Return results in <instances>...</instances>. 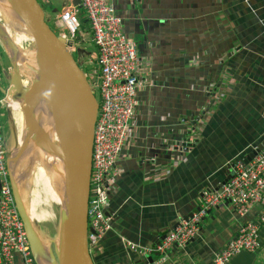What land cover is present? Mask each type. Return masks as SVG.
<instances>
[{
	"label": "crops",
	"instance_id": "obj_1",
	"mask_svg": "<svg viewBox=\"0 0 264 264\" xmlns=\"http://www.w3.org/2000/svg\"><path fill=\"white\" fill-rule=\"evenodd\" d=\"M41 4L54 27L73 0ZM114 4L124 31L137 41L141 87L110 184L112 227L91 253L95 264H140L128 243L161 242L200 210L205 190L216 189L264 141V0ZM80 32L81 40L88 38L90 25ZM79 43L78 62L92 68L96 53ZM238 224L229 202H221L202 217L194 239L168 249L166 264H209ZM260 239L258 251L241 252L232 263L264 264V226ZM17 261L24 264L20 255Z\"/></svg>",
	"mask_w": 264,
	"mask_h": 264
},
{
	"label": "built area",
	"instance_id": "obj_2",
	"mask_svg": "<svg viewBox=\"0 0 264 264\" xmlns=\"http://www.w3.org/2000/svg\"><path fill=\"white\" fill-rule=\"evenodd\" d=\"M81 10L90 25L91 39L97 46L95 65L91 62L94 65L90 67L91 70L84 71L95 95L97 90L100 93L88 208L89 226L95 230L94 233H88L92 251L112 227V216L106 214L110 204V184L119 171L117 162L130 136L131 121L137 107L136 95L141 87V62L137 41L124 31L114 0H80L79 5L70 4L57 14L56 31L72 54L80 27L78 18ZM3 101V96H0V264H17L18 255L24 264H36L12 192L2 120ZM185 146L184 142L177 149L182 150ZM236 166L232 176L219 189L204 191L200 210L191 219L170 230L161 242L154 245L128 243L129 248L140 255V264H145L148 256H153V261L147 264H166L168 249L174 244L186 246L198 235L202 217L225 200L237 214L239 224L236 235L214 253L209 264H233L234 256L244 251L256 252L261 248L260 231L264 226V148L247 166L243 161H238Z\"/></svg>",
	"mask_w": 264,
	"mask_h": 264
},
{
	"label": "water",
	"instance_id": "obj_3",
	"mask_svg": "<svg viewBox=\"0 0 264 264\" xmlns=\"http://www.w3.org/2000/svg\"><path fill=\"white\" fill-rule=\"evenodd\" d=\"M79 3L80 0H73V4L79 5ZM13 5L24 16L25 23L29 26L33 38L32 50H35L39 68V77L35 78L33 82V84L36 82V87L27 90L28 86L22 83L16 64L10 59L14 76L8 79L12 86L9 91H13L14 88L18 90L22 98L21 106L26 122L25 143L22 144L20 150L23 149L21 152L23 153L25 147L35 145L36 141L39 144L42 142L44 148L64 159L68 174L69 190L67 194H69V198L64 199L60 209L55 252L50 244L43 240L35 222L27 212L19 186L11 173L8 150V169L17 210L25 224L36 264H39L36 252L39 250L40 241L49 244L54 264H95L88 241V233H94L95 230L89 226L88 208L94 129L99 111V101L77 58L66 47L63 37L58 35L49 23L40 0H13ZM81 34L80 32L82 37ZM91 38L92 35H89L86 40L89 41ZM85 39L82 41H86ZM83 50L91 54V51L86 48ZM38 86L39 89H37ZM37 91L39 94L44 93L47 96L59 134V141L56 143L52 142L48 134L43 131L32 110L31 103L34 99L31 101V96ZM197 122L198 120L194 121L193 126ZM263 148L264 141L245 156L244 165L247 166ZM233 167L235 168L234 164ZM231 176L232 174L229 178ZM229 178L219 184L216 189L225 184ZM111 213L112 209L107 208L106 214L111 215ZM189 216L192 215L186 216V219ZM148 261L152 262L153 256H148ZM148 261L146 260L145 264Z\"/></svg>",
	"mask_w": 264,
	"mask_h": 264
},
{
	"label": "bare ground",
	"instance_id": "obj_4",
	"mask_svg": "<svg viewBox=\"0 0 264 264\" xmlns=\"http://www.w3.org/2000/svg\"><path fill=\"white\" fill-rule=\"evenodd\" d=\"M0 37L5 43V50L9 58L17 66V72L18 75L21 76L22 83L28 86L27 90H32L36 87V82L33 84L35 78L34 73H37V76L39 77V68L35 58V50L33 51L28 48L25 45V42H32L33 38L29 26L25 23L24 16H22L14 7L13 0H0ZM37 89H39V86ZM37 92L33 94L35 95ZM32 100L33 97L31 98V101ZM6 102L11 110L10 120L12 121V126L18 130V126L22 121L23 110L21 106L22 98L17 89L14 88L13 91L8 92ZM31 106L37 116L41 128L48 134L49 139L52 142H58L59 134L55 127L50 106L45 113L38 112V108H41L42 105L39 106L31 103ZM13 135L7 140L11 173L19 186V191L22 194L29 216L33 221L45 220V217L43 216L44 213H41V210L39 211L38 207L34 206V203L31 204L29 202V194L32 192L36 201L41 200L37 190V187L41 184L42 190L46 195L44 201L52 200L60 206L63 205L64 199L69 198V194H67L69 190L68 174L65 168V161L60 156L44 148L42 142L39 144L37 141L35 145L32 144L33 146L31 147H25V152H17L16 149L20 148L22 144L25 143V134L23 137H20L21 141L19 140L18 143L15 142V136L13 137ZM16 140H18V136H16ZM27 163L33 164V171L30 176H27L22 171ZM34 177L39 179V182L36 185H32ZM50 194H53L54 196L52 199L47 198ZM36 255L39 264H54L48 243L40 241V247L36 252Z\"/></svg>",
	"mask_w": 264,
	"mask_h": 264
},
{
	"label": "rangeland",
	"instance_id": "obj_5",
	"mask_svg": "<svg viewBox=\"0 0 264 264\" xmlns=\"http://www.w3.org/2000/svg\"><path fill=\"white\" fill-rule=\"evenodd\" d=\"M40 1L42 2V0H40ZM46 8L48 10L47 6H46ZM60 8L61 7H59V9ZM80 9H82L81 6H80ZM78 19L80 21V27L76 33L75 43L78 44L80 42L79 44H83V46H85L87 49L92 51L93 54L97 53V46L93 41H91V40L90 41H82L81 40L82 38L80 36V31L86 30L89 27V24L86 25L85 22L82 21L83 18L81 15ZM53 28L56 30L55 26ZM25 45L30 49L33 48L32 42H30V41H26ZM4 49H5V43L2 40V38L0 37V85L4 90V92L0 91V96H3V98H4V101H3L4 105L2 106V116H3V120L5 121V124H4L5 130L4 131L6 133V140H9V137L11 138L12 135L15 133L13 135V137L15 136V142L18 143V141L20 140V137H23V135L25 134V127H26L25 123L26 122H25V118H24V113H22V121L20 122V124L18 126V130H17L16 128H14L12 126V121L10 120V111L11 110L9 109L6 101L8 98V92H9L10 88L12 87L11 83L8 79L12 78L14 75H13V68H12V65L10 62V58H9L8 54L6 53V50H4ZM73 55L75 57H77V53L75 50L73 51ZM94 65H95V63H94ZM82 66H83V70H85V71L89 72L91 70L90 67H86L84 65H82ZM36 76H37V73H34V77L38 78V76L37 77ZM35 78H34V80H35ZM96 96H97L98 101L100 102V93L98 90L96 91ZM32 97L34 99L33 100L34 102L32 101V103L37 104L39 106L42 105L41 108H38V112L39 113H45L49 107L47 96L44 93H42V95H41V93L39 94L37 92V94H35V95L33 94ZM16 136H18V140H16ZM17 143H16V145H17ZM20 148H17L16 151L19 152V151L23 150V149L20 150ZM25 149L23 152H25ZM23 168L24 169L22 171L27 176L32 175V171H33V164L32 163H27L26 166ZM21 177H22V174H21ZM38 182H39V179L37 177L36 178L34 177L33 181H32V185H36V184H38ZM37 190L39 192V198L41 200L36 201L32 192L29 194L28 200L31 204L34 203V206H37L39 211L41 210L40 211L41 213H44L43 216L45 217V220H41V221L34 220V222H35V225H36L38 231L40 232V235L43 238V240L45 242H48L50 244V247L52 248V250L55 252L54 246H55V240L58 237L57 234H58V227H59V222H60V212H61L60 209H61L62 205L60 206L59 204H56L52 200L44 201L46 195L44 194V191L42 190L41 184H39V186L37 187ZM53 197H54L53 194H50L47 198L52 199Z\"/></svg>",
	"mask_w": 264,
	"mask_h": 264
},
{
	"label": "trees",
	"instance_id": "obj_6",
	"mask_svg": "<svg viewBox=\"0 0 264 264\" xmlns=\"http://www.w3.org/2000/svg\"><path fill=\"white\" fill-rule=\"evenodd\" d=\"M80 13H81V16H83V18L86 20L87 18H86V15L84 14V12L81 10Z\"/></svg>",
	"mask_w": 264,
	"mask_h": 264
},
{
	"label": "flooded vegetation",
	"instance_id": "obj_7",
	"mask_svg": "<svg viewBox=\"0 0 264 264\" xmlns=\"http://www.w3.org/2000/svg\"><path fill=\"white\" fill-rule=\"evenodd\" d=\"M0 91H3V88L1 87V85H0ZM2 120H3V118H2ZM3 124H5L4 120H3Z\"/></svg>",
	"mask_w": 264,
	"mask_h": 264
}]
</instances>
